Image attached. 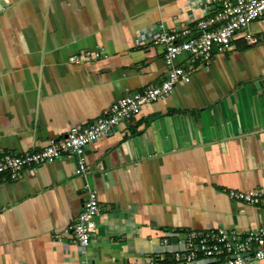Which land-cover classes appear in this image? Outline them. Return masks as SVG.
<instances>
[{"label":"crops","instance_id":"obj_1","mask_svg":"<svg viewBox=\"0 0 264 264\" xmlns=\"http://www.w3.org/2000/svg\"><path fill=\"white\" fill-rule=\"evenodd\" d=\"M220 2L0 0V154L38 151L160 83L154 36L193 27ZM84 153L81 175L62 156L1 178L0 264H81L71 227L89 191L101 210L86 249L92 264H182L167 252L182 247L172 230L264 227V207L228 195L264 191V15Z\"/></svg>","mask_w":264,"mask_h":264},{"label":"built area","instance_id":"obj_2","mask_svg":"<svg viewBox=\"0 0 264 264\" xmlns=\"http://www.w3.org/2000/svg\"><path fill=\"white\" fill-rule=\"evenodd\" d=\"M264 15V0H221L219 6L204 19L198 20L193 27L184 26L160 31L154 41L164 49L166 77L158 84L148 86L139 92L125 95L116 100L94 122L84 127H71L59 138L50 140L46 146L35 152L15 155L0 154V180L4 175L16 179L28 169L40 163L52 162L62 156L75 158V174L87 170L85 148L101 135L110 133L115 126L137 115L144 107L169 95L178 82H189L191 74L199 66H206L214 54L223 53L232 46L237 32L244 31L249 24ZM249 44L257 39L249 32L244 33ZM186 55V66L175 61ZM70 61L80 62L76 56ZM229 197L250 205L264 207V191L247 192L231 190ZM101 210L95 191H89L75 224L71 227L79 246L81 264H92L85 259L86 249L96 231V219ZM177 238L181 249H167L174 261L182 264H198L204 259L207 264H250L264 259V227L239 232L216 228L210 231H170ZM164 237L163 245H169ZM127 264H157L154 261H132Z\"/></svg>","mask_w":264,"mask_h":264}]
</instances>
